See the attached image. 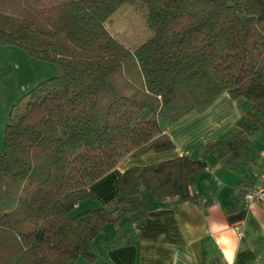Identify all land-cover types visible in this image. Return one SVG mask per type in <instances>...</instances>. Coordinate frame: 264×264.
<instances>
[{
    "label": "trees",
    "instance_id": "obj_1",
    "mask_svg": "<svg viewBox=\"0 0 264 264\" xmlns=\"http://www.w3.org/2000/svg\"><path fill=\"white\" fill-rule=\"evenodd\" d=\"M125 4L152 30L136 49L107 27ZM0 44L60 70L6 127L0 264L94 261L93 241L107 224L159 212L145 193L193 200L208 164L182 155L121 172L112 208H79L127 156L175 149L165 125L223 93L251 107L228 137L208 144L222 164H244L250 134L264 127V0H0Z\"/></svg>",
    "mask_w": 264,
    "mask_h": 264
},
{
    "label": "crops",
    "instance_id": "obj_2",
    "mask_svg": "<svg viewBox=\"0 0 264 264\" xmlns=\"http://www.w3.org/2000/svg\"><path fill=\"white\" fill-rule=\"evenodd\" d=\"M250 107L244 98L223 93L205 111L165 125L175 149L127 156L92 184L89 190L94 199L89 201L112 208L119 174L132 166L182 155L208 164L192 188L193 200L160 202L145 193L147 207L159 212L138 221L123 218L107 224L93 241L95 260L81 258L70 264H264V202L247 204L244 199L264 181V127L252 131L245 163L237 167H226L208 149L209 143L228 137Z\"/></svg>",
    "mask_w": 264,
    "mask_h": 264
},
{
    "label": "rangeland",
    "instance_id": "obj_3",
    "mask_svg": "<svg viewBox=\"0 0 264 264\" xmlns=\"http://www.w3.org/2000/svg\"><path fill=\"white\" fill-rule=\"evenodd\" d=\"M107 27L130 49H136L152 35L144 13L132 4L123 5L109 19ZM3 46L0 48V151L6 149L5 133L12 112L34 87L60 72L54 62L35 58L17 46ZM87 207L99 206L92 201H83L82 209Z\"/></svg>",
    "mask_w": 264,
    "mask_h": 264
},
{
    "label": "built area",
    "instance_id": "obj_4",
    "mask_svg": "<svg viewBox=\"0 0 264 264\" xmlns=\"http://www.w3.org/2000/svg\"><path fill=\"white\" fill-rule=\"evenodd\" d=\"M244 199L247 204H252L254 202H264V181L262 184L249 190L245 194Z\"/></svg>",
    "mask_w": 264,
    "mask_h": 264
},
{
    "label": "water",
    "instance_id": "obj_5",
    "mask_svg": "<svg viewBox=\"0 0 264 264\" xmlns=\"http://www.w3.org/2000/svg\"><path fill=\"white\" fill-rule=\"evenodd\" d=\"M230 5H232V4L230 3Z\"/></svg>",
    "mask_w": 264,
    "mask_h": 264
}]
</instances>
